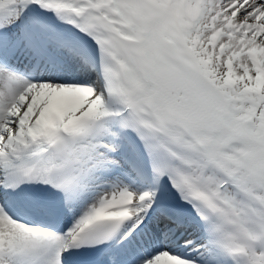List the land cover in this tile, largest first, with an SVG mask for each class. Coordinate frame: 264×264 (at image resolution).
Wrapping results in <instances>:
<instances>
[{"label": "snow or ice", "instance_id": "6c2138e0", "mask_svg": "<svg viewBox=\"0 0 264 264\" xmlns=\"http://www.w3.org/2000/svg\"><path fill=\"white\" fill-rule=\"evenodd\" d=\"M0 264H264V0H0Z\"/></svg>", "mask_w": 264, "mask_h": 264}]
</instances>
